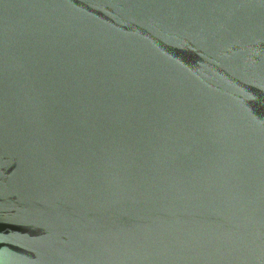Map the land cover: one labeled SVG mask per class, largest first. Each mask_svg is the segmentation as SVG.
Listing matches in <instances>:
<instances>
[{
	"label": "water",
	"instance_id": "1",
	"mask_svg": "<svg viewBox=\"0 0 264 264\" xmlns=\"http://www.w3.org/2000/svg\"><path fill=\"white\" fill-rule=\"evenodd\" d=\"M0 264H264V0H0Z\"/></svg>",
	"mask_w": 264,
	"mask_h": 264
}]
</instances>
